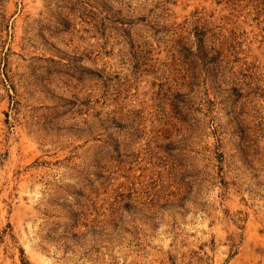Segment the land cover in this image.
<instances>
[{
  "label": "rangeland",
  "instance_id": "obj_1",
  "mask_svg": "<svg viewBox=\"0 0 264 264\" xmlns=\"http://www.w3.org/2000/svg\"><path fill=\"white\" fill-rule=\"evenodd\" d=\"M0 264H264V0H0Z\"/></svg>",
  "mask_w": 264,
  "mask_h": 264
}]
</instances>
